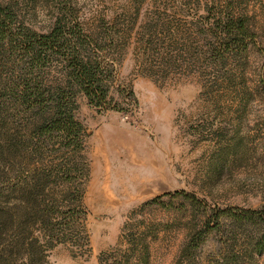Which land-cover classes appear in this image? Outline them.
Returning a JSON list of instances; mask_svg holds the SVG:
<instances>
[{
    "label": "rangeland",
    "instance_id": "374dc122",
    "mask_svg": "<svg viewBox=\"0 0 264 264\" xmlns=\"http://www.w3.org/2000/svg\"><path fill=\"white\" fill-rule=\"evenodd\" d=\"M223 1L0 0L41 32L66 17L100 33L133 35L128 46L120 40L107 50L120 62L111 82L113 108L100 110L83 93L76 98L87 131L83 201L91 252L74 256L59 244L49 252L50 264H99L101 253L128 233L126 221L134 227L136 218L150 226V264H264V253L251 248L253 228L228 220L192 256L183 253L207 222L215 226L218 209H264V0L236 1L255 42L218 64L193 34L201 15L214 17ZM149 32L158 35L147 46L138 39ZM7 118L10 125L13 117ZM14 173L2 169L0 186ZM176 191L200 205L164 195ZM161 195V204L139 209Z\"/></svg>",
    "mask_w": 264,
    "mask_h": 264
},
{
    "label": "trees",
    "instance_id": "16d2710c",
    "mask_svg": "<svg viewBox=\"0 0 264 264\" xmlns=\"http://www.w3.org/2000/svg\"><path fill=\"white\" fill-rule=\"evenodd\" d=\"M236 1L220 3L214 17L201 15L194 24L200 31L191 33L201 37L206 58L218 64L246 53L255 42L254 29ZM157 35L144 33L138 40L148 46ZM132 38V33L89 30L66 17L41 32L26 26L11 5H0V171L15 172L0 186V264H50L49 252L59 244L68 245L74 256L91 252L83 201L87 131L76 116V98L83 93L92 106L113 108L111 82L120 62L107 50L120 40L128 46ZM10 114L13 121L6 125ZM48 150L52 155L45 158ZM164 195H182L195 206L201 202L184 191ZM162 197L139 209L161 204ZM227 220L253 228L251 248L264 253V209L238 207L218 209L215 226L207 222L184 243L183 253L192 256ZM136 221L135 228L126 221L128 233L112 251L101 253L99 264H150V226Z\"/></svg>",
    "mask_w": 264,
    "mask_h": 264
}]
</instances>
